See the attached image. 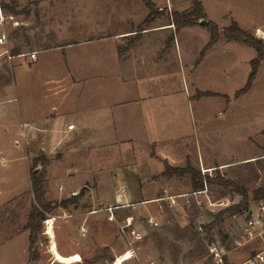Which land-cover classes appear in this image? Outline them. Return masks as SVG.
Segmentation results:
<instances>
[{
  "label": "crops",
  "instance_id": "0c3cea01",
  "mask_svg": "<svg viewBox=\"0 0 264 264\" xmlns=\"http://www.w3.org/2000/svg\"><path fill=\"white\" fill-rule=\"evenodd\" d=\"M153 1L160 15L124 54L120 47L136 35L149 8L139 0H80L81 9L68 19L67 35L35 48L36 60L18 56L11 64L0 62V264L29 262L25 221L14 220L13 211L24 197L34 200L30 167L40 153L50 158L48 198L61 200L88 187L94 203L108 206L121 198L130 203L125 209L137 208L132 213L158 221L161 208L176 207L185 194L175 189L185 183L192 190L189 174L163 175L166 162L180 167L190 162L203 172L218 169L225 175L235 165L264 157V129L259 137L228 135L201 108L202 100L220 96H228L230 106L254 84L232 98L196 78L208 56L221 43L232 42L223 29L235 19L214 20L201 0L221 31L201 56L210 39L205 24L176 31L161 13L187 10L190 1ZM184 30L203 37L192 53L182 39ZM250 32L264 39L260 26ZM256 55L249 60L250 71ZM263 66L264 60L257 75ZM200 91L219 95L198 96ZM122 186L126 189L120 193ZM209 190L197 199L212 201ZM250 206L255 208V201ZM121 262L119 257L114 264Z\"/></svg>",
  "mask_w": 264,
  "mask_h": 264
},
{
  "label": "rangeland",
  "instance_id": "374dc122",
  "mask_svg": "<svg viewBox=\"0 0 264 264\" xmlns=\"http://www.w3.org/2000/svg\"><path fill=\"white\" fill-rule=\"evenodd\" d=\"M1 1L4 11L14 16L5 26L8 34L7 46L12 52L17 48L20 52H30L61 40L67 35L66 25L71 24L69 20L72 13L78 12L82 6L80 0ZM189 1L191 8L193 0ZM139 2L141 5L143 1ZM4 4L14 7L17 13L4 8ZM204 5L208 15L221 23L232 18L245 29L250 28V31L256 26L264 28V0H204ZM165 11L166 9H163L161 13L170 17V13L164 14ZM159 15L157 7L153 21ZM141 23L136 26V31ZM184 31L182 39L187 42V51L192 53L203 37L189 30ZM142 32L139 35H142ZM135 38L136 35L130 36L124 45ZM214 53L205 60L196 78L202 86L214 88L234 98L236 91L247 82L249 60L255 55V49L232 41L221 43ZM12 61L0 62L11 64ZM256 76L251 91L233 100L230 106L226 96L201 101V108L211 113V121L217 129L223 132L227 130L228 135L237 132L260 136L258 131L264 129V66ZM178 85L183 86L181 75ZM220 111L223 115H220ZM231 170L232 172L225 173L224 176L248 190L252 205V191L264 185V157L235 165ZM218 172L221 173L218 169L202 171L212 177ZM207 185L210 189V199L216 204L210 205V200L208 203L198 200L192 193L193 188L191 190L188 184L184 183L179 189H175L185 192L179 199V204L176 207L161 206L160 224L156 228L149 227L142 221L145 216L132 213L137 208L118 209L115 211V218L111 219L105 205L94 203L90 199L88 187H83L78 192L82 191L76 201L69 202L76 194L61 200L50 199L46 195L47 201L55 203L68 199V203L65 206H54L53 210L46 214L36 243L39 259L33 262L29 259L28 264H114L119 257L123 260L122 264H214L209 252L210 228L206 227L223 209L240 203L242 195L230 187L208 182ZM33 201L24 197L13 211L14 220H17V217L24 219L28 236L30 232L26 229V224ZM131 214L138 217L136 225L145 233V237L134 245V251H129L126 255L127 250L131 249V244L122 236L121 224L123 219ZM248 217V210L225 213L222 221L214 226L227 249L233 251L227 255V264H232L230 260L241 263L260 247L257 240L243 237ZM83 229L86 231L85 235Z\"/></svg>",
  "mask_w": 264,
  "mask_h": 264
},
{
  "label": "trees",
  "instance_id": "16d2710c",
  "mask_svg": "<svg viewBox=\"0 0 264 264\" xmlns=\"http://www.w3.org/2000/svg\"><path fill=\"white\" fill-rule=\"evenodd\" d=\"M143 3L150 9V14L146 19L139 25V29L136 31V38L132 39L127 45L120 47V53L124 54L129 50L141 37L140 32L145 29V26L150 24L154 19V12L157 11V7L153 0H142ZM4 8L9 9L15 14L17 11L14 7L8 5H3ZM206 13L204 12L203 4L200 0H193L192 7L184 11H173L170 13V18L172 23L175 25L176 31H179L185 26H192L199 24L202 20H207L208 23L205 25L210 32V39L206 44L205 48L202 50L201 56L204 55L205 51L212 47L220 38V28L218 24L213 20L206 19ZM224 38L228 41H238L245 43L249 46H252L257 55L251 60V71L249 73L246 84L239 90L236 91L235 96H240L241 94L246 93L256 77L258 72V67L260 62L264 60V39L258 37L256 34L242 28L236 20H233L228 26L223 29ZM171 39H174L172 35ZM19 49H14L13 53H19ZM198 96L203 95H219L211 91H200L197 93ZM228 98V96H227ZM50 163V158L44 153H40L38 156L32 159L30 167V175L32 181V189L34 193V201L31 212L29 214V219L26 224V229L29 230V253H30V262H33L39 259V252L36 248V243L38 241V234L40 232L41 223L45 219L46 214L50 213L54 206H65L68 203V199H64L59 202H51L46 200V189H45V177L47 174V166ZM185 175L189 174L191 176L192 188L194 191L203 189L205 183L210 184H219L224 187H230L235 192H238L242 195V201L231 207L223 209L215 218V220L210 223L206 228L212 226H217L223 218L225 213L229 212H240L242 210H248L250 205V194L248 190L237 184L234 180L226 178L220 172L215 176H209L203 174L201 170L192 166L190 162L186 166H173L166 162L165 170L163 175L172 176V175ZM82 191L76 195H73L70 201H76ZM253 200H264V185L259 186L258 188L252 191ZM55 204V205H54Z\"/></svg>",
  "mask_w": 264,
  "mask_h": 264
},
{
  "label": "built area",
  "instance_id": "2783aa9c",
  "mask_svg": "<svg viewBox=\"0 0 264 264\" xmlns=\"http://www.w3.org/2000/svg\"><path fill=\"white\" fill-rule=\"evenodd\" d=\"M0 0V61H12L15 57L29 56V58L34 61L37 57V51L30 52H19L17 54L13 53L7 46L8 34L6 32L5 26L9 19L13 18V14H9L4 11L1 6ZM73 125H69L72 128ZM125 186L120 187L118 190L120 193L125 191ZM208 191L207 183L204 184L203 189L193 191L192 193L197 195L199 192ZM255 208H248V220L246 222V227L244 229L243 237L249 240H259L261 246L253 251L247 259L239 264H264V200H254ZM199 202V201H198ZM210 205L216 204L210 201ZM130 206V203L122 201L121 198H116L114 203L106 206V210L110 214V218H115V211L120 208H125ZM139 219L136 215L126 216L121 224V234L126 237L131 244V249L127 250L126 255L129 251H134V245L144 239L145 233L137 227ZM142 221L149 227L156 228L159 226V221L153 216H145ZM202 228V227H201ZM83 234H86L85 229H83ZM209 252L212 257L214 264H227V255L229 250L226 245L218 236L214 226L209 229ZM238 243H240L238 241Z\"/></svg>",
  "mask_w": 264,
  "mask_h": 264
},
{
  "label": "water",
  "instance_id": "95a60500",
  "mask_svg": "<svg viewBox=\"0 0 264 264\" xmlns=\"http://www.w3.org/2000/svg\"><path fill=\"white\" fill-rule=\"evenodd\" d=\"M201 22H202L203 24H205V25L208 23L207 20H202Z\"/></svg>",
  "mask_w": 264,
  "mask_h": 264
}]
</instances>
